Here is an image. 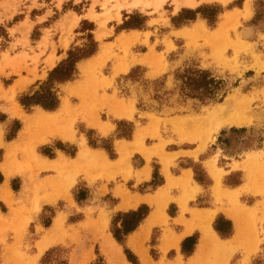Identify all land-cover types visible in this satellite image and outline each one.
<instances>
[{
	"label": "rangeland",
	"instance_id": "rangeland-1",
	"mask_svg": "<svg viewBox=\"0 0 264 264\" xmlns=\"http://www.w3.org/2000/svg\"><path fill=\"white\" fill-rule=\"evenodd\" d=\"M189 1L0 0V264H79L90 254L92 257L87 264H114L103 251L104 238L109 233L114 238L113 220L118 213L133 210L112 213L118 198L109 189L122 184L132 188L130 156L125 155L126 162L119 170L115 166L118 162L82 164L78 168H72L70 163L84 144L83 139L90 149L101 150L110 160H116L115 141L132 140L137 128L145 125L140 130L144 132L141 144L135 145L144 147L157 143L147 156L162 154L170 143L172 147L183 143L184 148L195 150L198 156L189 159L187 166L194 172L195 182L205 188L190 202V208L182 212L180 219L169 217L178 210L177 201L169 204L167 212L162 209L159 225L144 248L148 262L190 264V257L182 253L183 240L181 251L176 247L163 250L162 242L172 243L174 237L183 233L180 229L184 227L185 218L192 217L189 214L193 209L209 208L217 210L213 228L216 222L225 229L228 222L232 224L230 236L218 234L223 239L235 233L234 222L225 212L255 210L251 215H257L241 243L231 246L229 252H214L210 264H264V0ZM185 10L199 12L194 20H173ZM141 22V28L132 27ZM91 25H94L93 30ZM97 27L104 33L102 39L97 37L100 31L95 32ZM107 28L113 31L111 36H107ZM131 31L139 33L131 43L113 44L108 52L121 53L128 59L130 55L152 51L153 56L143 64L115 76L110 72L111 62L93 78L79 66L97 54L100 43ZM62 34L63 49H60L58 39ZM140 35L144 37L141 42ZM69 36L73 38L71 45L67 40ZM90 36L98 43L97 52L77 64L72 80L56 84L58 108L54 111L40 106L26 109L20 98L40 91L50 73L67 59L69 51L89 45ZM63 41L68 42L67 47ZM48 48L55 59L53 68L35 54V51L44 54ZM56 53L64 57L57 59ZM197 70L207 72L220 83L214 98L202 100L188 90L191 72ZM72 84L78 86L69 89ZM101 88H108L136 108L135 116L126 119L113 116L111 111L101 107V119L115 127L112 134L121 128L127 133L112 139L110 147L105 146L109 135L103 136L97 128L78 121L68 108L63 115L70 116V124H60L62 117H51L47 125L33 121L38 112L55 113L62 101L66 107H71L85 92ZM233 99L237 103L235 108L218 115L213 112ZM238 108L241 111L238 125L228 123V115ZM130 112L124 109L118 115L129 116ZM175 117L180 121L173 122ZM59 155L69 161L65 164L67 170L47 165L46 161L55 160ZM253 159L263 166L253 168L249 182L244 166ZM180 161L171 168L173 174L185 165ZM139 162V158L134 157L133 166ZM5 164L13 172L9 180L5 178ZM212 166L220 174L221 190L217 195ZM152 167V180L140 186L141 191L151 192L164 182L157 159L152 161ZM83 171L96 173L88 174V180L79 179ZM118 173H122L121 178L117 177ZM48 174L57 175V194L50 201L46 197H51L42 193L43 179ZM71 179L75 183L65 192L63 188ZM96 179L104 181L100 183ZM6 188L11 191L12 204L6 194H2ZM190 194L183 199L192 197L194 192ZM78 196L85 198L78 201ZM59 217L62 220L55 244L40 254L38 242ZM196 229L194 236L199 237L200 228ZM119 245L125 264H146L138 251ZM125 249L130 251L132 260Z\"/></svg>",
	"mask_w": 264,
	"mask_h": 264
},
{
	"label": "crops",
	"instance_id": "crops-1",
	"mask_svg": "<svg viewBox=\"0 0 264 264\" xmlns=\"http://www.w3.org/2000/svg\"><path fill=\"white\" fill-rule=\"evenodd\" d=\"M190 0L189 2H191ZM98 30H100L98 32ZM95 32L97 33V37L99 39H102L104 36V33L102 29L98 28ZM106 32V31H105ZM113 34V31L111 32L109 28H107V36H111ZM139 33L135 31L124 33V35L119 34L118 36H115V39L112 41H106L102 42L99 45V50L97 54L82 63L79 64V66H82L90 75L92 78L94 75L99 72L103 71L106 67L109 66V63L112 62V65L110 64V72L111 75H121L127 73L133 66L143 64L144 61H147L151 56H153L152 51L147 50L145 52H139L134 54L133 56H129L128 59H125V55L121 53H117L116 55H113L112 52H108V50H111V46L113 44L120 45L125 44L131 41H133L136 36H138ZM141 36V41L144 40L143 35ZM64 35L62 34L59 36L58 39V47L60 49H63L61 43ZM69 41V45L72 44L73 38L72 36H69L67 38ZM139 42V43H140ZM136 44V43H135ZM135 44L133 46H135ZM63 45L67 47L68 42L63 41ZM132 46V47H133ZM132 49V48H130ZM35 54H37L40 58V60H43L44 62L48 61L49 68H53L55 66V59L52 58V51L50 48H48L47 52L44 54L39 53L38 51H35ZM64 57V54H55V58ZM21 82L17 83L20 84ZM75 86H78L76 84L70 85L69 89L75 88ZM101 107L106 108L107 111H111L113 113V116H117L119 118H126L129 119L130 117L135 116V106L132 104V102H127L124 100H121L113 91L111 92L108 88H101V89H91L89 92H85L83 96H81L77 102H74L71 107H66V104L64 101L61 103L60 109L55 113H46V112H38L43 113L49 117H54L59 119L62 117L60 124H70L71 118L70 116H64L66 108L70 109V113L72 117H77L78 121H84L85 124L92 128H97L101 135L108 136L109 133H113L115 130V127L110 122H105L101 119ZM128 109L131 110L129 113V116L123 115L120 116L118 113L120 111ZM34 116V117H35ZM36 117V118H37ZM37 121V119L33 120ZM32 121V122H33ZM180 119L175 117L173 118V122H179ZM147 125L137 128L135 131L136 133L142 130V128L146 127ZM103 130H107L106 132H103ZM143 132V131H142ZM67 133V132H66ZM74 136L77 137V135L74 134ZM0 138H2L1 132H0ZM84 144H81L79 147L78 153L76 157L72 160L73 163H70V166L72 168L76 167L78 168L80 165H97L99 163L104 164V161H107L111 164H115L116 168L119 170L121 168V165L126 162L125 155L130 156V163L132 164V176L129 180H132V188H129V186H124L125 184H122L123 186H112L109 189V192L116 198H118V201L116 205L112 208V213L115 212H125L128 210H136L141 205H148L150 206V211L148 216L145 218V220L141 223V225L133 232L131 233L127 239L125 240V245L127 247L133 248L136 251H138L141 259L146 264H150L149 257L147 256L145 252V246L147 245V242L149 241L153 231L155 228L158 227L159 223L158 220L161 217V211L164 209L167 212V208L169 207V204L171 202H178V210L175 212L174 216H169L172 220H177L181 218L182 212L186 209L190 208V202L193 199H196L197 196L205 188L201 185H199L197 182H195L193 176L194 172L190 167H188V160L192 159L198 156V154L195 156V150H190L188 148H184L182 145L183 143H177V147H172L171 145L173 143H170L166 146L165 150L162 154L157 155H148L149 152H151L154 148V145H157V143L150 144L149 146L145 145L144 147H138L136 143V138H133L132 140H116L115 141V149L117 152V159L112 161L110 160L107 155L101 151V150H93L87 147L85 140L83 139ZM176 143V142H175ZM136 144V145H135ZM141 142L139 143V145ZM84 156V158H81V156ZM123 155V157H122ZM134 157L139 158V164L137 166H133V159ZM122 158V159H121ZM121 159V160H120ZM154 159H157V163L159 165V171L160 174L164 178V182L161 186H158L155 190L150 191H141L140 186H143L145 183H148L152 180L153 176V167H152V161ZM36 160H38V157L36 155ZM181 160V161H180ZM185 164L184 166L180 167L179 172L177 174H173L171 172V168L178 162ZM47 165L54 166L59 170L60 166H62V170H67L68 166L65 164H69V161L62 156H57V159L55 160H48L46 161ZM179 163V164H180ZM62 164V165H61ZM84 169L85 166H82ZM96 171V170H95ZM84 174L80 176L79 179L84 178L85 180H88L87 175L90 174L93 175L96 172L93 173H86L83 171ZM211 173L213 178L215 179V176L219 177V182L216 181L214 189L216 190V195L218 193V190H221L219 188L220 184V174L215 172V167H211ZM5 178L9 180L12 176L8 177L6 173ZM215 174V175H214ZM217 174V175H216ZM122 173H118L117 177L121 178ZM57 175L54 174H48L45 179H43V185H45L44 189L42 190V193L47 195V201L53 200V196L57 194ZM96 181H104L103 179H96ZM71 183V184H70ZM75 181L74 179L68 180V182L65 184V192H69L70 188L74 185ZM70 184V185H69ZM174 185H179L174 187ZM182 186L185 188L182 189ZM134 187V188H133ZM218 188V190H217ZM230 191V190H229ZM234 191V190H233ZM11 192V191H10ZM194 192L192 197H189L188 199H183L186 195H189L190 193ZM2 194H6V196L10 199V193L9 190L3 189ZM191 195V194H190ZM172 198L170 201H165L164 199ZM161 200H164L163 202ZM182 200V202H181ZM41 203V202H40ZM208 212H215L213 215V218L207 222L209 228L214 231L217 235L218 233L215 231V229L212 226L213 219L217 215V210H210L209 208H198L193 209L189 215H192V217H186L185 218V224L182 229H180L182 234L174 237L172 243L163 241L162 244L163 250H167L169 247H176L179 251H181V241L185 240L186 238L194 236L196 228L199 227L201 231V235L198 237V240L194 246V250L192 254L189 256V262L190 264H210L211 261H213L214 258V251L210 247H205L204 249L200 250V245L202 243L203 237H204V231H203V225L200 224L199 218L197 217V214L201 213H208ZM226 215H228V212H225ZM232 216V215H228ZM154 220V224H150L151 219ZM231 219L234 222V229L235 233L231 238H221L219 235V238L222 240V242L225 244L226 251H231V246L234 244H240L241 240H236V224L234 219L231 217ZM57 220L60 221L59 225H56ZM61 218H57L54 221V225L49 230L50 232L42 237V239L38 242L40 244L42 240L50 237L52 238V245L55 244L57 240V233L60 231V225H61ZM108 221L106 220L104 222V227L107 229ZM53 230V231H52ZM190 231V232H189ZM57 232V233H56ZM180 239L179 243L176 245V240ZM166 242V243H165ZM165 243V244H164ZM37 244V246H38ZM50 245V246H52ZM49 246V247H50ZM48 247V248H49ZM103 251L108 256L109 260L114 264H125L126 258L125 255L122 253L121 246L114 240L112 235L109 233L105 236L103 241ZM45 252V251H44ZM216 252V251H215ZM181 253V252H180ZM92 255H87L86 259L82 261L79 264H87L88 260H90Z\"/></svg>",
	"mask_w": 264,
	"mask_h": 264
},
{
	"label": "trees",
	"instance_id": "trees-1",
	"mask_svg": "<svg viewBox=\"0 0 264 264\" xmlns=\"http://www.w3.org/2000/svg\"><path fill=\"white\" fill-rule=\"evenodd\" d=\"M197 11H183L177 19L173 20H183L190 21L194 20L196 17ZM206 17V16H205ZM209 19V17H207ZM215 21V20H214ZM92 30L94 29V25ZM143 23L136 24L132 26L133 28H141ZM98 43L94 41L93 37L90 36L89 45L84 48H75L68 53L67 59L62 61L51 73L46 82H44L40 91L35 92L32 95H23L20 98L21 104L26 109H31L33 106H40L47 111H54L58 108L60 99L58 92L56 90V84L65 83L74 78L77 71V64L83 60L93 56L97 52ZM192 77L188 85V90L192 91L195 97H198L202 100L212 99L215 97L216 92L220 88V83H217L212 79L209 74L205 71H192ZM111 157L113 155L111 154ZM156 176V175H155ZM84 196H78L77 200L81 201L84 199ZM149 207L142 205L137 210L129 211L126 213H118L113 220L112 234L115 240L121 244H125V240L128 235L133 233L145 220L149 214ZM120 225L118 226V224ZM51 223H48L47 226H50ZM228 227L225 229L221 227L220 223L216 222L214 229L222 237H228L231 235L232 224L227 223ZM198 240L197 236H192L186 238L182 243V253L186 256H190L194 250V246ZM129 260H132L131 253L128 249H125Z\"/></svg>",
	"mask_w": 264,
	"mask_h": 264
},
{
	"label": "bare ground",
	"instance_id": "bare-ground-1",
	"mask_svg": "<svg viewBox=\"0 0 264 264\" xmlns=\"http://www.w3.org/2000/svg\"><path fill=\"white\" fill-rule=\"evenodd\" d=\"M236 106H237L236 100L233 99L226 106H224V107L221 106L219 108H216L213 112H216L217 115H218L220 112H222V113L223 112H227V111H229V108H232V107L235 108ZM240 112L241 111H239V108H238L232 114L228 115V118H229V122L228 123L238 125V123H239L238 118H239ZM36 117L37 116H35L33 118V120L37 119V121L43 122L41 124H44V125H47V122H49V119L51 118V117H49V116H47V115H45L43 113H39L38 114V117L37 118ZM215 117L216 116H214V118ZM207 119H208V117H207ZM194 124L197 125L196 123H194ZM206 124L207 123H205V127L207 126ZM188 125L191 126L193 124L190 125V123L188 122ZM191 127H193V126H191ZM203 127H204V125H203ZM205 130H203V131H205ZM143 137H144V132H142V131L137 132L136 133V136H135L136 143L139 144L142 141ZM81 158H84V156L82 155ZM254 160L255 159L251 160L250 162H248L244 166V169L246 171V179L249 182L252 180L253 168H256V167L261 168V166H263L262 162H260L259 160H256V161H254ZM3 170L7 174L8 177H10L11 174H13V172H11L10 168H8V165L7 164H5V168ZM215 179H216L217 182H219L218 181L219 180V177L218 176H215ZM217 190H218V188H217ZM9 193H10L9 195L11 197V192L9 191ZM8 202H9V204H12L13 201L10 198L8 200ZM254 211L255 210L237 211L235 213L234 212L233 213L232 212L231 213L228 212V215H232L231 217L234 219L235 224H236V240L242 239L243 236L245 235V233L250 232L251 224H253L254 223V219L257 218V215H251V214H253ZM255 213H256V211H255ZM214 214H215V212H208V213L197 214V217L199 218L200 224L203 225V231H204V237H203L202 243L200 245V250L201 249H204L205 247H210L212 249V251H214V252L215 251L216 252H219V251L226 250V248L224 247L225 244L222 242V240L219 238V236L214 231H212L209 228V226H208V223L207 222H209L213 218V215ZM154 220H155V217L153 219H151L150 224H152V223L154 224ZM59 223H60V221L57 220L56 225L58 226ZM250 234L253 237L252 233H250ZM255 238L256 237H253V240H255ZM179 241H180V239H177L175 244L177 245L179 243ZM52 243H53V241H52V238H50V237L42 240V242L38 246L40 254L44 253V251H46L47 248L50 245H52Z\"/></svg>",
	"mask_w": 264,
	"mask_h": 264
},
{
	"label": "snow or ice",
	"instance_id": "snow-or-ice-1",
	"mask_svg": "<svg viewBox=\"0 0 264 264\" xmlns=\"http://www.w3.org/2000/svg\"><path fill=\"white\" fill-rule=\"evenodd\" d=\"M189 7H193L194 5H188ZM127 133L123 130V128H121L120 130H117L114 134L112 133H109V139L108 141L106 142L105 146H108L110 147V144H111V140L112 139H115L119 136H122V135H126ZM91 135V134H90Z\"/></svg>",
	"mask_w": 264,
	"mask_h": 264
}]
</instances>
